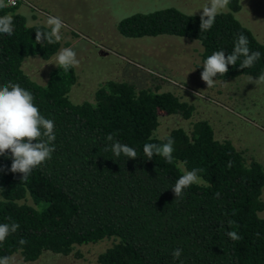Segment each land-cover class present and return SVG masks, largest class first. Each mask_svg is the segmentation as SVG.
<instances>
[{
    "label": "trees",
    "instance_id": "trees-1",
    "mask_svg": "<svg viewBox=\"0 0 264 264\" xmlns=\"http://www.w3.org/2000/svg\"><path fill=\"white\" fill-rule=\"evenodd\" d=\"M20 3L0 9V16L12 14L14 28L11 36L0 34V86L12 83L29 90L40 113L54 121L56 139L51 159L34 168L26 181L22 173L10 171V151L0 156V223L20 226L0 243V258L19 254L32 262L44 251L68 255L76 245L110 240L97 256L99 264H264V165L248 162L230 140L216 139L207 120L193 122L191 133L176 127L158 137L160 114L187 119L194 110L173 92L110 79L95 90L93 102L75 103L69 97L75 70L58 66L46 84L37 83L23 71L24 59L49 60L60 41L35 43L36 31L50 27L27 24L16 10ZM228 7L206 31H200L202 14L174 7L132 14L119 22L118 30L131 38L167 34L198 41V76L208 56L218 50L229 55L243 33L261 58L241 69V57L214 79L257 78L264 73V42L235 17L240 0H229ZM27 8L35 19L34 8ZM109 134L113 141L106 139ZM169 137L173 162L159 155L147 160L143 146L163 145ZM115 141L133 147L138 157H116L111 151ZM193 169L203 170L198 173L201 183L175 197L172 186ZM228 231L242 239L231 240ZM21 239L27 243L21 245ZM175 249H182L178 259L172 255Z\"/></svg>",
    "mask_w": 264,
    "mask_h": 264
},
{
    "label": "rangeland",
    "instance_id": "rangeland-1",
    "mask_svg": "<svg viewBox=\"0 0 264 264\" xmlns=\"http://www.w3.org/2000/svg\"><path fill=\"white\" fill-rule=\"evenodd\" d=\"M16 9L27 24H44L49 16L62 19L60 48H72L79 60L73 67L76 82L69 92L75 103L94 101L95 90L107 80L127 81L137 89L173 92L194 106L190 118L159 115L158 137L182 127L192 132L193 122L207 120L218 140H230L244 157L264 165V83L249 82L247 75L225 81L216 80L212 87L195 72L201 63L202 47L196 40L175 35L125 37L119 22L136 13H148L174 7L187 14H202L209 0H20ZM235 17L264 42V0H240ZM28 7L36 18L31 19ZM30 11V12H29ZM229 11L226 8L220 12ZM29 12V16H27ZM56 53V54H57ZM55 55L49 60L27 56L23 71L39 84H46L49 73L57 67ZM254 78V77H253ZM255 79V78H254ZM198 93V95H194ZM264 200V191L262 194ZM264 217V210L260 213ZM111 244L110 240L76 245L68 255L44 251L35 261L25 262L15 254L12 264H99L97 256Z\"/></svg>",
    "mask_w": 264,
    "mask_h": 264
},
{
    "label": "clouds",
    "instance_id": "clouds-1",
    "mask_svg": "<svg viewBox=\"0 0 264 264\" xmlns=\"http://www.w3.org/2000/svg\"><path fill=\"white\" fill-rule=\"evenodd\" d=\"M14 0H0V9L8 7ZM229 0H209V3L202 8L200 16V31L210 30L217 14L226 8ZM50 27V31H36L35 43L47 41L51 44L59 42L62 39L61 30L66 27L61 18L57 16H49L46 21ZM13 16L11 13L0 16V34L11 36L13 34ZM249 40L243 33L238 35L233 51L229 55H225L224 50L214 51L203 62V71L201 79L212 87L215 83V77L224 76L229 71V65L235 67L237 61L243 57L239 64L241 69L252 67L256 61L261 58L259 51H252L249 48ZM59 68L68 70L78 66L79 60L77 54L72 48H62L55 56V63ZM249 82L254 84L264 83V73L257 78L249 77ZM198 95V93H194ZM55 124L52 119L45 118L39 108L34 103V96L29 90L22 88L19 84L9 83L0 86V156L10 151L12 164L10 171L13 173H22V180L26 181L32 170L47 160L51 159L52 153L55 151L53 142L55 136ZM106 139L113 141L114 137L109 134ZM174 141L169 137L163 145L154 143H146L143 146L144 155L147 160H151L153 156H163L168 163L173 162ZM111 151L116 157L121 154L129 159L138 157L136 150L126 144L115 141L111 145ZM232 166L229 161L228 167ZM202 169H193L185 171L172 186L175 197H180L184 189L193 184L201 183V177L198 175ZM219 194L217 193V196ZM230 224L232 222H229ZM18 223H0V243L15 233L19 229ZM226 235L233 241H239L242 237L236 231H228ZM21 245L27 243L26 240L19 241ZM182 254V249H175L172 255L178 259ZM0 264H12L11 257L0 258Z\"/></svg>",
    "mask_w": 264,
    "mask_h": 264
},
{
    "label": "built area",
    "instance_id": "built-area-1",
    "mask_svg": "<svg viewBox=\"0 0 264 264\" xmlns=\"http://www.w3.org/2000/svg\"><path fill=\"white\" fill-rule=\"evenodd\" d=\"M19 1H20V0H14L13 3H10V4L8 5V7L16 6V5L19 3ZM6 3H7V0H6Z\"/></svg>",
    "mask_w": 264,
    "mask_h": 264
}]
</instances>
